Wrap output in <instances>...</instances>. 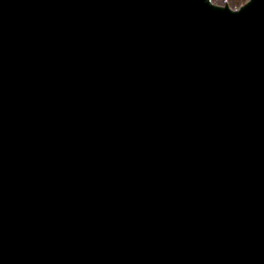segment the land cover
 <instances>
[{
    "label": "water",
    "instance_id": "1",
    "mask_svg": "<svg viewBox=\"0 0 264 264\" xmlns=\"http://www.w3.org/2000/svg\"><path fill=\"white\" fill-rule=\"evenodd\" d=\"M157 262L264 264V0H0V264Z\"/></svg>",
    "mask_w": 264,
    "mask_h": 264
},
{
    "label": "bare ground",
    "instance_id": "2",
    "mask_svg": "<svg viewBox=\"0 0 264 264\" xmlns=\"http://www.w3.org/2000/svg\"><path fill=\"white\" fill-rule=\"evenodd\" d=\"M72 87H73V89L70 90L71 94L79 97L80 98V101L77 102V103H75V100L70 97L69 100L67 101V103L69 101H70V104L71 105H77V104L81 103V104H83L82 105L83 107L84 106H87L90 109V111L96 109V104L93 102V100L91 98V93L93 91V89L91 87L84 86L79 81L75 85L72 84ZM103 100L105 101L106 98H103ZM120 104H121V100L120 99L119 100L118 99H113L112 100V104L108 107V109H110V110H113L115 108L118 109V107L120 106ZM29 157L32 158L31 155ZM29 176H32V175L29 174ZM34 178L35 179H38L39 178L38 174H36L35 172H34ZM169 218H172V216L169 215ZM17 258H18V256H15L14 259H17ZM11 260L12 259L10 257L9 258V262ZM157 263L160 264V262H157Z\"/></svg>",
    "mask_w": 264,
    "mask_h": 264
},
{
    "label": "flooded vegetation",
    "instance_id": "3",
    "mask_svg": "<svg viewBox=\"0 0 264 264\" xmlns=\"http://www.w3.org/2000/svg\"><path fill=\"white\" fill-rule=\"evenodd\" d=\"M212 1H214L215 3H219V4H228V5H230V6H232V7H235V6H237V5H239L241 2H238L237 4L235 3H232L230 0H212Z\"/></svg>",
    "mask_w": 264,
    "mask_h": 264
},
{
    "label": "rangeland",
    "instance_id": "4",
    "mask_svg": "<svg viewBox=\"0 0 264 264\" xmlns=\"http://www.w3.org/2000/svg\"><path fill=\"white\" fill-rule=\"evenodd\" d=\"M230 1H231L232 3H234V4H235V3L237 4L238 2H241V1H243V0H230Z\"/></svg>",
    "mask_w": 264,
    "mask_h": 264
}]
</instances>
